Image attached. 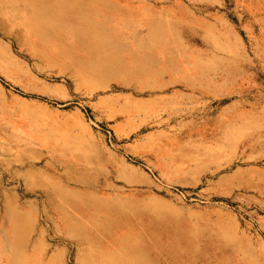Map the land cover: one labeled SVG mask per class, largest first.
Segmentation results:
<instances>
[{
  "label": "rangeland",
  "instance_id": "1",
  "mask_svg": "<svg viewBox=\"0 0 264 264\" xmlns=\"http://www.w3.org/2000/svg\"><path fill=\"white\" fill-rule=\"evenodd\" d=\"M98 2L139 40L0 14V264H264V0Z\"/></svg>",
  "mask_w": 264,
  "mask_h": 264
},
{
  "label": "bare ground",
  "instance_id": "2",
  "mask_svg": "<svg viewBox=\"0 0 264 264\" xmlns=\"http://www.w3.org/2000/svg\"><path fill=\"white\" fill-rule=\"evenodd\" d=\"M113 13L108 5H102L98 0H0V14L8 15L13 21L24 24L27 35L36 42L42 53L49 54L48 51L54 48L57 50H53L56 55L65 52L68 57L78 49L86 47L116 44L126 47L131 42L139 40L140 37H137L132 29L123 31L119 27L124 20H116L119 17ZM95 222L93 216L92 226ZM76 229L79 235L88 238L90 236L89 240L93 243V255L100 257L101 264H106L104 258L107 255L99 254L98 235L101 232L97 230V227L84 229L83 224H80Z\"/></svg>",
  "mask_w": 264,
  "mask_h": 264
}]
</instances>
